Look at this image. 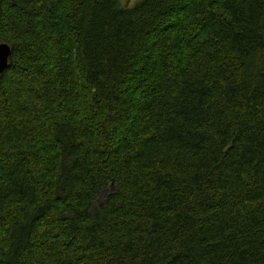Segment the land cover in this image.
I'll return each mask as SVG.
<instances>
[{"label":"trees","instance_id":"1","mask_svg":"<svg viewBox=\"0 0 264 264\" xmlns=\"http://www.w3.org/2000/svg\"><path fill=\"white\" fill-rule=\"evenodd\" d=\"M0 264H264V0H0Z\"/></svg>","mask_w":264,"mask_h":264},{"label":"water","instance_id":"2","mask_svg":"<svg viewBox=\"0 0 264 264\" xmlns=\"http://www.w3.org/2000/svg\"><path fill=\"white\" fill-rule=\"evenodd\" d=\"M12 48L8 43H0V75L9 67Z\"/></svg>","mask_w":264,"mask_h":264},{"label":"rangeland","instance_id":"3","mask_svg":"<svg viewBox=\"0 0 264 264\" xmlns=\"http://www.w3.org/2000/svg\"><path fill=\"white\" fill-rule=\"evenodd\" d=\"M139 0H119L120 4L123 7H130L133 6Z\"/></svg>","mask_w":264,"mask_h":264}]
</instances>
